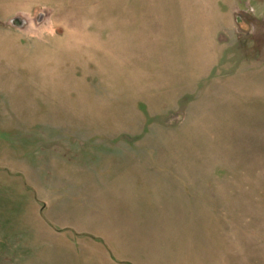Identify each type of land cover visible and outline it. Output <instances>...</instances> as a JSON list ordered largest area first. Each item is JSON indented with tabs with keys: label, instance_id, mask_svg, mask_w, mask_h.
Wrapping results in <instances>:
<instances>
[{
	"label": "rangeland",
	"instance_id": "obj_1",
	"mask_svg": "<svg viewBox=\"0 0 264 264\" xmlns=\"http://www.w3.org/2000/svg\"><path fill=\"white\" fill-rule=\"evenodd\" d=\"M139 221L154 264H264V0H0V264Z\"/></svg>",
	"mask_w": 264,
	"mask_h": 264
},
{
	"label": "crops",
	"instance_id": "obj_2",
	"mask_svg": "<svg viewBox=\"0 0 264 264\" xmlns=\"http://www.w3.org/2000/svg\"><path fill=\"white\" fill-rule=\"evenodd\" d=\"M181 193L185 194V191H177L172 196H179ZM154 199L155 204H158L163 199V201L166 202H168V200L174 201V199L171 197H166V199L160 198V200L157 198ZM174 211L175 210H173V212ZM177 211L180 212L181 209L178 208ZM153 225H155V223L152 221H145L143 223L141 221L135 222L134 227L130 230L131 232L129 233L130 236L128 240L126 239L125 241H121L123 248L120 249V251L119 248L111 247L106 241L109 253H112L113 249L118 254L116 256L114 253H112L114 257L109 258V261L112 262L111 264H154L152 260L158 256L165 257L166 259L172 257L174 253L171 251V249H173L178 243L176 240L177 235L175 233L176 225H174L172 230L173 234L170 236L164 235L165 243L163 245H158L159 243H163V241L159 239L162 238V234H159L157 230L155 231L156 227ZM80 234L86 236L87 233ZM169 242L170 245H168ZM124 245H126L128 249H124ZM127 251L129 252L128 254Z\"/></svg>",
	"mask_w": 264,
	"mask_h": 264
}]
</instances>
